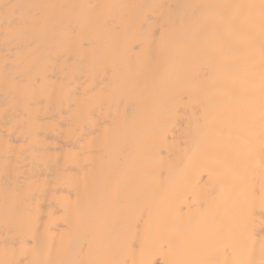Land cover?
<instances>
[{
	"label": "bare ground",
	"instance_id": "obj_1",
	"mask_svg": "<svg viewBox=\"0 0 264 264\" xmlns=\"http://www.w3.org/2000/svg\"><path fill=\"white\" fill-rule=\"evenodd\" d=\"M0 264H264V0H0Z\"/></svg>",
	"mask_w": 264,
	"mask_h": 264
}]
</instances>
